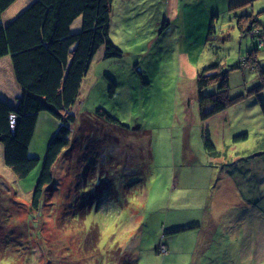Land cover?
Here are the masks:
<instances>
[{
    "label": "rangeland",
    "instance_id": "374dc122",
    "mask_svg": "<svg viewBox=\"0 0 264 264\" xmlns=\"http://www.w3.org/2000/svg\"><path fill=\"white\" fill-rule=\"evenodd\" d=\"M229 1H197L189 8L195 12L215 3L220 12L212 35L207 28L201 36L192 26L185 31L181 19L161 21L166 0H113V35L122 40V56L104 61L107 75L99 82L94 75L83 81L74 112L90 115L93 127L81 130L78 120L74 146L57 162L53 186L46 188L39 210L32 207V191L57 132L54 125L52 132V121H59L48 112L39 114L29 156L39 158L40 165L28 177L18 179L0 152V264H264V148L252 154L264 137V48L236 27L248 12L264 30V1L245 0L239 6ZM25 8L8 17L12 20ZM160 22L167 31L153 48L147 47L161 36ZM183 50L198 70L213 60L224 65L230 70V96L245 95L229 110L233 116L240 113L236 119L245 124L233 125H246L249 138L238 143L229 138L225 145L222 136L226 166L206 165V134L217 143L214 117L202 120L196 77L179 72ZM249 54L257 58L256 68L241 65ZM163 74L165 101L150 114L147 94L155 76ZM109 80L116 83L113 97ZM216 91L211 86L203 93ZM98 109L130 130L100 119ZM186 131L192 138L188 144L183 142ZM164 133L168 143H163ZM229 191L237 194L225 198ZM241 195L248 207L241 204ZM259 202L262 206L255 208Z\"/></svg>",
    "mask_w": 264,
    "mask_h": 264
},
{
    "label": "trees",
    "instance_id": "16d2710c",
    "mask_svg": "<svg viewBox=\"0 0 264 264\" xmlns=\"http://www.w3.org/2000/svg\"><path fill=\"white\" fill-rule=\"evenodd\" d=\"M16 1L0 0V19ZM112 4L113 0H35L9 23H0V59L11 58L16 81L23 91L15 106L0 100L3 159L18 179L28 177L40 165L39 158L29 156L39 114L48 112L59 121L32 191L34 210L41 207L46 188L53 186L54 168L70 149L78 120L84 127L81 130L89 125L93 127L90 115L79 117L74 108L96 54L103 49L106 59L122 56L123 52L110 35ZM79 18L81 28L74 31L73 25ZM215 20L213 17L208 35L215 31ZM257 22L251 14H246L238 18L236 27L240 32L258 38L259 48H264V30ZM241 62V65L252 68L258 65L254 54L242 58ZM229 72L214 60L198 71L196 84L202 120L228 110L245 97L243 94L230 96ZM109 82L113 97L116 83L114 80ZM211 86H216L217 91L205 95L204 89ZM262 109L264 112V106ZM95 115L112 125H120L122 130H130L128 125L104 109H98ZM248 137V133H242L233 139L238 143L247 141ZM204 144L208 155L221 157L210 135L206 134Z\"/></svg>",
    "mask_w": 264,
    "mask_h": 264
},
{
    "label": "crops",
    "instance_id": "0c3cea01",
    "mask_svg": "<svg viewBox=\"0 0 264 264\" xmlns=\"http://www.w3.org/2000/svg\"><path fill=\"white\" fill-rule=\"evenodd\" d=\"M32 1H35V0H17L3 14L2 18L0 19V21H1L0 23L7 24L10 21H12L14 18L11 20L8 16L10 14H13L15 11H17L20 8H24V7L27 8V6ZM123 1H125V0H123ZM197 1L200 2L203 0H181L180 5L178 3V0H166L167 10L165 11V16L161 18V21L163 22V20H166V22H168V24H171L173 21H175L177 19H181L182 24L185 28V31H186L188 26H192V29H193L192 31H195L196 33L200 34L201 36H205L207 28L209 31V26L211 24L210 21H212L213 17L218 18L219 17L218 13H220V12L216 10L215 3H211L210 5L208 4L206 6H202L201 8L196 10L195 12L189 11V8L193 4H197ZM244 1L245 0H243V1L242 0H230L229 3H227V4H229V6H239L241 4V2H244ZM246 1H247V3H249L253 0H246ZM260 1H264V0H260ZM126 4H124V6L122 7V14H123V11H124ZM181 6H183L182 11H180ZM224 6H226V3ZM192 12H193V14H192ZM120 18H122V17L120 16ZM162 22H160L159 27L157 26L161 32V36L157 39V41L149 42L148 43L149 45L147 47L153 48L156 45V43L162 38L164 33L167 31V30L165 31L162 29ZM116 26H117V24L114 21V14H113L112 19H111V24H110V35H111V38L114 41V43L117 46H119L122 44L121 43L122 40L121 41L117 40L113 35V34H116ZM80 28H81V19L79 18L74 23L73 30L79 31ZM260 29H262V28L260 27ZM178 33H180L182 35V31L180 28H179ZM125 42L127 43V45L131 44L129 38H126ZM143 45L144 46L147 45L146 41L141 45V47H143ZM137 47H139V46H137ZM104 54H105V51L103 49H101L96 54L86 78L87 77L89 78L90 75H94V79L97 82H99L100 79H102L103 77H106L107 74L101 68V66L104 64V61L106 60V58L104 57ZM178 57L180 58V71L179 72L181 73V75L188 76V78L197 77V73L199 71L198 70L199 64L198 63L196 64L193 62L188 51H185V50L180 51ZM197 62H199V60ZM164 75H166V74L155 76L154 83L151 84V87H150L151 89L148 91L146 104L148 106V111L150 112V114L151 113L154 114V108L157 109L159 104H163L165 101V86H164L165 83L162 80V77ZM152 82H153V79L151 80L150 83H152ZM156 87L158 88V90L155 93L154 88H156ZM91 93H92V91H91ZM22 94H23V91H22L21 87L18 85L16 78H15L14 68H13V63H12L11 58L10 57H4V58L0 59V100H3L5 102H7L8 104L15 106L18 104L19 98L22 96ZM151 107L153 108V112L150 111ZM94 112L95 111L87 112V113L93 114ZM239 114H240L239 112H235L234 116H233L232 113L230 112V110L228 109V110L214 116V136L217 139V143H215V145H216L217 149L221 152V157H219V158L214 157V164H213L211 162L210 158L208 157L209 155L206 154L207 152L204 151L206 154L205 162H206V165L208 167H210L212 165H214V167H220V166H226L228 164L226 161L228 160L229 156H227V154L224 153L222 150V144H221L222 136H223V141H224L225 145H227L229 138H234L235 134L240 133L241 131H243V132L246 131L244 133H248V136H249V131L246 129V125H245V127L241 128V129H236V127L233 125V124L237 123L238 127H242L245 124V122L237 121L236 117L239 116ZM263 116H264V114H263ZM160 117H163V116H160ZM212 118L213 117H211L209 119H212ZM243 118H247V116L243 117ZM209 119H206L205 121H208ZM261 122L264 123V117H263V120ZM162 124H163L162 128L165 129L167 124L165 122ZM53 125H54V130H57L58 123H56V125H55L54 122L52 121V132H53ZM185 134L186 135H184L183 142L185 144H188L192 141V138H191V136L187 135V131L185 132ZM198 134H199L200 139H201L203 136V133H202V130L201 131L199 130V128H198ZM48 137H49V132H48ZM162 138H163L162 139L163 143H164V141H166L168 143L169 136L166 135V133L163 134ZM46 140H47V138H46ZM0 147H2L1 144H0ZM263 148H264V137L258 141V146L252 154L257 156L256 155V153L258 154L257 150L263 149ZM153 150H155V148H153ZM0 152L2 153L3 150H0ZM236 156L239 157L240 155H236ZM192 157H193L192 160H195L194 154H192ZM216 171L217 170L214 169V173ZM192 175L198 177L197 173H193ZM220 178H221V180L224 179V177H220ZM233 194H237V193L233 192V191H229V195L228 196L226 195L225 198H231V197H233ZM260 195H263V200H264V191L260 192ZM240 198H241V204L245 207L246 206L245 202L247 201L246 197L241 195ZM261 206H262L261 202H259V204L255 208H260ZM246 207H248V206H246ZM243 212H244V214H246V211H243ZM218 215H219V210L214 208V216L218 217Z\"/></svg>",
    "mask_w": 264,
    "mask_h": 264
},
{
    "label": "built area",
    "instance_id": "2783aa9c",
    "mask_svg": "<svg viewBox=\"0 0 264 264\" xmlns=\"http://www.w3.org/2000/svg\"><path fill=\"white\" fill-rule=\"evenodd\" d=\"M260 44L263 45V41L262 40L260 41Z\"/></svg>",
    "mask_w": 264,
    "mask_h": 264
}]
</instances>
